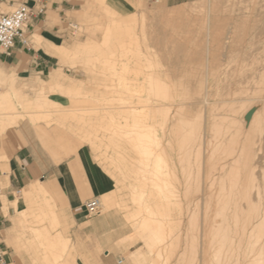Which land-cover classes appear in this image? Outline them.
Listing matches in <instances>:
<instances>
[{
	"label": "rangeland",
	"instance_id": "374dc122",
	"mask_svg": "<svg viewBox=\"0 0 264 264\" xmlns=\"http://www.w3.org/2000/svg\"><path fill=\"white\" fill-rule=\"evenodd\" d=\"M145 1V6L135 13L138 19L135 31L139 39L138 45L132 43L128 46L129 49H125L130 57L126 55L125 58L117 53L113 48V37L106 36L112 20L122 19L111 14L117 11L110 8L105 0H88L83 4L81 18L72 21L79 25L78 31L72 34L68 30L69 25H65L67 39L72 46L69 49L54 48V54L62 60L60 66L70 71L60 70L50 75L34 73L29 77L20 73L22 70L0 60V71L12 78L17 90H21L26 97L24 105L22 103L15 111L13 108V111L5 109L1 102L0 115L2 113L4 117L5 114L6 119H10L7 127L29 123L47 130L56 129L59 133L73 138L80 146H88L96 162L115 182L114 191L100 198L102 209L99 215L111 212L114 216L115 226L123 236L118 243L120 255H111L108 259V253L103 252L96 256H83L82 264H109L110 259L115 264L120 260L123 261L122 264H151V250L155 245L151 233L158 226L156 220L163 222L166 233L164 243H161L165 245L163 257L156 264H209L210 259L213 264H217L214 250L220 246L222 235L215 229L208 230L207 225L220 219L217 216V207L221 201L223 187L229 189L237 180H244L242 159L245 161V157L242 158L239 152L245 137L244 130L257 141L256 150L259 153L256 152L257 158H252L254 155L251 157L254 159V162L251 161L254 163L255 173L252 184L255 185L253 193L257 189L255 193H262L259 195L260 200L254 201L252 206H256L253 209L255 212L245 209V213L249 212L250 215L254 212L259 215L256 226L260 224L258 229L264 228V0H187L173 7L167 6L165 0ZM131 15L133 14L123 17L128 20ZM249 16L252 18L248 23L246 20ZM241 17H244L243 20ZM141 20H145L144 25ZM223 22L226 29L234 25L233 32L241 28L237 31L238 34H232V45L229 44L228 47L219 46L213 40L215 28ZM244 23L245 26H242ZM123 25L126 27L127 23L124 22ZM142 26L149 30L146 28V33L145 30L143 33ZM103 36L108 39L104 40ZM120 36L118 39H121ZM139 45L140 48H137ZM120 59H123V63ZM120 66L127 70L124 69L123 72ZM145 76L160 79L162 87L158 88V94L161 98H168L166 102L170 110L166 125L170 134L169 140L168 137L165 138L164 143L167 150L166 161L171 167L165 168V174L154 165L147 171L151 172H145L146 178L151 176L148 178L149 182L146 179V194L158 198L150 197L147 202H141L137 198L143 186L141 161L145 155L134 146L137 144L135 141H139L137 138L133 140L135 135L125 136L122 130L118 131L120 127L115 130V126L120 123L122 128L126 127L124 131H133L135 128L134 130L140 132V124L147 118L153 124L156 121L162 122L161 114L143 108L144 103L138 100L148 91L145 90ZM252 76H255L256 80ZM248 79H252L254 83L250 81L248 85ZM240 80L244 85L238 84ZM129 83L136 86L133 87V84ZM120 84H123L122 87H118ZM236 84L240 86L238 89ZM1 86L0 92L5 88ZM162 88L167 90L164 92ZM240 89H245V93ZM122 99H129V102L127 100L122 103ZM131 99L134 101L131 102ZM252 104L257 106L260 116L254 126L246 128L241 112ZM114 109H121L122 112ZM114 111L121 113V117L116 116ZM109 116H113V119ZM133 116L137 118L134 119ZM117 117L122 120L124 117V122ZM135 122H139L138 125ZM1 127L0 125V130ZM104 130L109 133L120 132L122 137L103 138ZM97 132L99 135L101 132L100 137L96 135ZM225 133L227 136L223 137ZM146 139L148 141V137ZM146 145H149V142ZM97 146L115 158L114 161L119 159L120 164L126 166V174H120L112 166L111 158L104 162V159L97 156ZM153 146L154 144L152 148ZM6 158L4 161L0 160V191L8 185V179L3 175L6 171ZM231 161L234 165H227V173H223L222 167ZM158 176L169 182L168 189L163 194H159L151 181L154 178L159 180ZM17 198L26 202L22 211L29 213L30 206L39 211L43 209L45 215H41L42 225L47 231L41 240H37L33 233L25 228L9 233L11 237L6 238V244L11 257L7 262L0 257V264H77L73 244L71 243L70 257L67 254L68 244L60 240L56 232L60 231V227L56 229L51 219V213L48 211L50 202L42 197L29 202L25 194L20 195L19 192L12 197L13 200ZM146 204L155 215L148 214ZM8 207L13 208L11 202H8ZM21 212L13 210L10 217L12 226L16 215Z\"/></svg>",
	"mask_w": 264,
	"mask_h": 264
},
{
	"label": "crops",
	"instance_id": "0c3cea01",
	"mask_svg": "<svg viewBox=\"0 0 264 264\" xmlns=\"http://www.w3.org/2000/svg\"><path fill=\"white\" fill-rule=\"evenodd\" d=\"M86 1L0 0V11L3 12H11L19 3L28 5L34 11L25 29L28 46L16 41L11 54L1 55L0 60L22 70L20 73L29 77L34 73L50 75L60 70L70 71L60 66L62 60L54 54V48L60 50L72 46L67 39L65 25L81 18ZM186 1L165 0V3L173 7ZM105 2L121 15H129L140 11L146 1ZM41 6H44L43 13L39 12ZM0 157H7L3 175L8 179L7 187L0 191V257L4 261H9L11 257L6 238L19 229L15 228L19 215H16L12 226L10 217L15 208L8 207L6 212L5 203L12 204L16 192L22 195L37 185L42 186L48 195L56 229L60 227L57 232L67 241L70 257L73 244L77 264H82L81 257L96 256L101 252L108 253L106 259L111 255H120L118 243L123 236L115 226L112 213L95 216L87 213L88 201L102 198L115 189V182L96 162L88 146H80L73 138L56 129L47 130L22 123L0 136ZM108 262L115 264L112 259Z\"/></svg>",
	"mask_w": 264,
	"mask_h": 264
},
{
	"label": "bare ground",
	"instance_id": "6f19581e",
	"mask_svg": "<svg viewBox=\"0 0 264 264\" xmlns=\"http://www.w3.org/2000/svg\"><path fill=\"white\" fill-rule=\"evenodd\" d=\"M175 13H177V12H174V14ZM111 14L114 15V16L118 15L122 19H120V20H116V19L112 20L111 19L112 22H111L110 25H108L109 28L106 27V28H108V31L105 28V30L107 31L106 36L113 37L112 39H114L113 40L114 42L109 39V41L113 42L112 43L113 44V48H115V50H117L116 52L119 53L121 56L125 57L126 55H128L127 54L128 52L125 51V49L128 46H131L132 43H136L138 45L139 39L137 38L136 33H135L136 24L138 23V19H137L135 13H133V15H131V16H128L129 17L128 20H126L123 17V15H121L118 12H113ZM178 14H179V12H178ZM241 18H242L241 20H243L244 17H241ZM246 18H248V17H245V19ZM251 18L252 17L249 16V19H247L246 21L248 22L249 20H251ZM144 19H146V18H144ZM121 20H124V22L127 23L126 27H124V25H123L124 22L121 21ZM144 22H145V20H141V24L142 25H144ZM235 23H237V22H234V24ZM240 23H241V21H240ZM229 26H231V25H229ZM238 26L239 25H237V27ZM242 26H245V23H244V25L242 24ZM232 27L230 29H229V27H227L228 29H226V27L224 25V22L219 27H216L215 31L213 33L214 42H216V44L219 45V46L220 45L221 46L224 45L223 47H228V45L231 44L230 40L232 39V34L233 33H237V31H239V29L241 30V28H238L237 31L235 30L236 32H233V28ZM146 28L142 26L143 33H144V30ZM242 28H244V27H242ZM145 33H146V30H145ZM119 35H121L120 36L121 39H118ZM143 37L145 38V36H143ZM238 37H240V36H237V38ZM105 38H107V37H104V40H106ZM234 38H235V36H234ZM136 47L140 48V45H139V47L138 46H136ZM128 49H129V47H128ZM130 50H131V47H130ZM132 53H134V52L132 51ZM128 57H130V56L128 55ZM125 58H127V57H125ZM122 60H121V62H122ZM125 63L126 62L124 61L123 65H125ZM117 64H118V61H117ZM119 65H120V63H119ZM127 66H129V65H127ZM120 67H122V66H120ZM120 67H118V68H120ZM123 67L120 68V69L121 70L123 69V72H124V69H126V68L125 67L123 68ZM112 69L115 70L114 67ZM132 70L133 71L135 70L134 67H133ZM122 74H124V73H122ZM142 75H144V74H142ZM125 76L127 77L128 75H125ZM142 77H144V76H142ZM145 77L146 78H144V79L142 78V79L144 80V84L146 83L145 90L147 89L148 91L144 92L142 94L143 96L141 95V92H139L141 96H140V98H138V100L140 102L144 103L143 106H142L143 108L148 109V111H155L156 113L161 114V116L163 118L162 122L156 121L153 124V123H151V121L147 120L148 119L147 118V119H145V120H143L141 122L140 127H141L142 130L141 131L139 130L140 132L134 130L135 128L133 129V131H130L131 129L129 131L126 130L127 132L124 131L123 129L124 128L126 129V127L122 128L121 127L122 125L120 123H119V125L116 124V123H118L120 121L119 119H121L119 117H117V118H119L118 119L119 121L115 123L117 125V126H115L116 127L115 130H117V128L120 127V129H118V131L122 130L123 132L122 131L121 132L124 133L125 136L132 137V136L135 135V137H132L133 140H135L137 138V140H139V141H137V142L135 141V143H137L138 145L134 144V146L136 148H138L145 155L143 157L142 161H141L142 170H143L142 171L143 174L141 173V175L143 177V179H142L143 186H142V189H141V194L137 198L141 202H147L150 199V197H151V199H157L158 198V196H150V197L147 196L146 192H147V189H148L147 188L148 185L146 183V179L148 181V178H151V176H149V174H148L149 177L146 178L145 172H147L148 169L152 168V166L154 165V167H156V169L161 170L163 172V174H165V172H166L165 168L168 169V167H171V165L169 166V164L166 161V157L167 156H165V150L166 149H165V143H164L165 138H167L169 136V134H170V130H169V128H167L168 125H166V122H168V119H169V110H170L169 104H167L168 102H166L168 100V98L167 97L161 98L160 95L158 94V88L162 87L160 85V83H161L160 79L152 78L150 76H145ZM252 78L254 79L255 76L254 77L252 76ZM136 79H138V77ZM12 80H13L12 78H10L9 76H6V74H4L2 71H0V83H1L0 86L3 85L5 87L4 90L2 92H0V103L2 102V105H4L3 107L5 109H7V110L9 109V110H12V111L14 109V111H15V109L19 105H21L22 103H23L22 105H24L26 97L23 96V94L21 93V90L20 91L17 90V88H16V86H15V84H14V82ZM243 80H245V78ZM248 80H246V81H248ZM254 80H256V79H254ZM250 81H253V80L252 79L249 80V84L248 85H250ZM240 82H241V80L238 83L239 85L242 84ZM243 83H245V82L243 81ZM253 83H254V81H253ZM129 84H133V83H129ZM162 84H164V83L162 82ZM238 84H236V86H237L236 89H238L240 87V86L238 87ZM122 85L121 86L118 85V87H122ZM164 85H166V83ZM164 85H163V87H164ZM242 85H244V84H242ZM246 85H247V83H246ZM112 86L114 87V84H112ZM115 86L117 87V85H115ZM129 86H131V85H129ZM132 86L134 87V86H136V84L135 85L133 84ZM142 86H140V87H142ZM108 87H109V85H108ZM125 87H127V84H126ZM241 87L243 88V86H241ZM112 89L114 90V88H112ZM162 90L164 91V88H162ZM243 90H245V89H243ZM243 90L240 89L241 92H244ZM247 91H246V93H248L250 90L248 92ZM233 92L235 94L237 93V94L240 95V93H238L237 91L236 92L233 91ZM110 93H111V91H110ZM234 93H232V94H234ZM158 95H159V98H158ZM226 95H229V94H226ZM132 96H135V95H132ZM136 97H139V96H136ZM136 97H134V98H136ZM37 98H38V96H37ZM205 98H207V97H205ZM132 99L130 100L131 102L134 101ZM122 100H124V101H120L122 103L125 102V101L127 102V100L129 102V99H127V100L122 99ZM136 100H137V98H136ZM150 103H152V104H150ZM116 105H117V103H116ZM28 107L30 108V106H28ZM11 108H13V109H11ZM117 108H118V106H117ZM122 109H124V108H122ZM115 111L122 112L121 109H117ZM8 113H10V112H8ZM123 113H125V112H123ZM241 113H242L243 118L245 120L243 122H245L244 126L246 128H248L250 126H254V123H256L259 120L260 114H259V110H258L256 105L252 104L248 108H244ZM16 114H18V113H16ZM114 114L116 116H119L121 113L115 112ZM1 115H2V113H1ZM135 115H136V113H135ZM242 115L240 114V116H242ZM115 117H114V119H115ZM120 117H121V115H120ZM24 118H25V116H23V119ZM122 118H123V120L122 119L121 120L124 122L125 118L124 117H122ZM136 118L137 117H134V119H136ZM138 118H140V115H139ZM111 119H113V116H112ZM8 120H10V119H6L5 114H4V117L2 115V118L0 120V123H1L0 125L2 126L1 130H0V135L5 134L6 130H8L10 128V127H7L8 124H10V122ZM14 120L11 121V123H13ZM137 120H135V121H137ZM215 120H216V118L214 117V121ZM15 121H17V120H15ZM122 121H120V122H122ZM138 123L136 124V122H135L136 125H138ZM131 125H133V124H131ZM136 125H133L132 127H136ZM123 126H126V125H123ZM211 126H212V123H211ZM137 127L140 128L139 126H137ZM173 127H175V126L173 125ZM219 129H221V126H220ZM108 130H104V133L102 134L103 138L106 137V138L111 139V137H115V136L116 137L117 136L118 137H122L121 134L119 135L120 132L119 133L117 132L118 134L116 132L115 133L114 132L113 133H109ZM115 130H113V131H115ZM244 131H245V137H244V141L242 142V146L240 147V151H239L241 157L242 158L245 157V161L241 158L242 161L245 162V163L242 162L243 168H244V171L242 170V172H243L242 175H243V179L244 180H243V182L240 181V180H237L236 184L231 186L229 189L223 187V194H222V197H221V201H220V203L218 204V207H217V216L220 219L219 220H215L212 223H208V225H207L208 226V230L212 231L213 229H215V231L220 232L221 235H222L221 239L219 240V245L220 246H218L214 250L217 264H264V230H263L264 228H263V225H262L263 229L260 230V229H258L260 227V224H258L259 227L256 226V224H257L256 221H257L259 215L257 216V215H255L256 213H254L255 210H253V209L256 206L254 208H252V206H254L253 205L254 201H258V199L260 200V196L262 194V193L260 194L259 191L257 193H255L258 189L255 190V192L253 193V189H254L253 186L255 187V185L252 184L253 180H254V174H255L254 170H253V168H254V165H253L254 161L253 160L255 158H257L256 154L259 153V152H257V150H256L257 149V144H256L257 141L254 138V136H251L249 133H247L248 131H246V130H244ZM189 134H190V132H189ZM223 134H221V135H223ZM96 135L98 137H100L101 132H100V135L98 134V132L96 133ZM188 136H187V140H188ZM191 136H189V137H191ZM226 136H227V134L225 136H223V137H226ZM143 137H145L144 141L142 140ZM147 137H148V141H146ZM192 137L194 138V136H192ZM193 138H192V140H196V139H193ZM225 139H223V140L226 142ZM168 140H169V137H168ZM224 141H222V143H224ZM148 142H149V145H146ZM150 142H151L152 145L154 144L153 148H152V145L150 146ZM166 142H167V140H166ZM193 143H194V141H193ZM193 143H191V145ZM219 143L222 144L221 142H219ZM191 147H193V145ZM95 149H96V151L98 153L97 156L101 157V159H104L103 160L104 162H106L107 159L111 158L112 159V162H111L112 166L114 168H116L120 172V174H126L125 173L126 166L123 165V164H120V160L119 159H116V161H114L115 158L110 157L109 154H107V152H104L101 149V147L97 146V148L95 147ZM235 150H234V152H235ZM253 155L255 157H252ZM251 157L254 158V159L252 160ZM5 158L6 157H4L3 159H5ZM169 158H171V157H169ZM3 159H0V160L2 161ZM239 159H240V157H239ZM6 160H7V158H6ZM237 162H240V161H237ZM170 163H172V161ZM256 163H258V162H256ZM227 165L228 166H233L234 162L233 161H231V163L227 162V164L222 167V172L223 173H227ZM169 169H171V168H169ZM149 172H151V171H149ZM149 172H147V173H149ZM152 173H153V171H152ZM239 175H241V173H239ZM151 181L153 183V186L156 188V190H158L159 194L160 193H162V194L165 193V191L168 189L169 182H168L167 179H161L160 178L159 180H157V179L154 178V179H151ZM148 184H150V183H148ZM25 196H26V199L29 202H31L32 200H35L36 198H39L40 196H43V198L45 200H47V201L49 200L48 199V195L46 194V192L43 190L42 186H40V185L31 187L30 190L25 193ZM165 198H167V197H165ZM255 198H257V200H255ZM107 202H109V199H107ZM260 202H258V203H260ZM25 203L26 202L21 201L20 198H17L16 200H14L12 202V206L15 208L16 212H21L22 211L21 210L22 206ZM255 204L257 205V202H255ZM260 204H262V203H260ZM108 205H110V204H108ZM145 207H146V210H147V212H148V214L150 216H153V215L156 214L154 211H151V209H150L148 204H146ZM259 207H260V205H259ZM4 209H5L6 212H8V204L7 203H5ZM48 209H49L48 210L49 213H51V217H52L51 219L54 221V213H53V210H52L51 206ZM245 209H247L248 211L249 210L250 211L253 210L254 212L251 213L250 215H248L249 212H248V214H246L247 212L245 213ZM28 210H29V213H27L26 210H23L21 212V214L19 215L18 219L16 220V227L15 228L19 227L21 229L22 228L23 229L24 228L28 229V230H30L33 233L34 237L37 240H41L43 238L44 234H45V231H47L46 228L42 225L43 224L42 223L43 219L41 218V215L42 214L45 215V213L43 212V209L41 211H39L34 206H30V208ZM261 211H259V212H261ZM253 214H254V216H252ZM262 215H264V213H262ZM156 221L158 222V226L156 228H154V230H152L153 232L151 233L152 234V238L155 241V245H154V247L151 250V253H152L151 264H156L158 261H160L162 259L163 253H164V246H165V245H161V243H164L165 234H166L165 233L164 224H163L162 221H159V220H156ZM54 224H55V221H54ZM262 224H264V217H263V223ZM55 228H56V225H55ZM57 234H58V232H57ZM58 236H59L60 240L64 241V239L60 236V234H58ZM64 242L67 244L66 240ZM120 261H122V260H120ZM120 261H118V263L122 264L123 261H122V263H120ZM209 264H213L212 259L209 260Z\"/></svg>",
	"mask_w": 264,
	"mask_h": 264
},
{
	"label": "built area",
	"instance_id": "2783aa9c",
	"mask_svg": "<svg viewBox=\"0 0 264 264\" xmlns=\"http://www.w3.org/2000/svg\"><path fill=\"white\" fill-rule=\"evenodd\" d=\"M43 11L44 6H41L39 12L43 13ZM33 15L32 8L24 3H19L11 12L0 11V57L1 55H10L16 41L28 46L25 29ZM68 25V30L72 34H75L79 29L77 23L69 22ZM86 209L89 216L100 214L102 209L100 198L95 197L88 201Z\"/></svg>",
	"mask_w": 264,
	"mask_h": 264
}]
</instances>
